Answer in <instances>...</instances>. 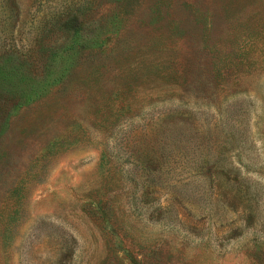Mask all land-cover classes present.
<instances>
[{"label":"rangeland","instance_id":"rangeland-1","mask_svg":"<svg viewBox=\"0 0 264 264\" xmlns=\"http://www.w3.org/2000/svg\"><path fill=\"white\" fill-rule=\"evenodd\" d=\"M0 264H264V0H0Z\"/></svg>","mask_w":264,"mask_h":264},{"label":"trees","instance_id":"trees-1","mask_svg":"<svg viewBox=\"0 0 264 264\" xmlns=\"http://www.w3.org/2000/svg\"><path fill=\"white\" fill-rule=\"evenodd\" d=\"M70 34V39H69V41H68V45L66 44V46L65 47H63L62 48V50H60V52L59 53H57L56 51H49L48 52V55H49V53H50V56H49V58L51 57V60H53V62H55V59L57 58V57H60L61 56V54L60 53H63V52H65L66 51V47H67V49L69 50V49H71V32L69 33ZM69 34H67V36H69ZM68 38V37H67ZM47 51V50H46ZM45 51V52H46ZM59 54V55H58ZM49 63L51 64V62L49 61ZM54 66H55V63L53 64ZM50 66L49 68H53L54 66ZM51 68V69H52Z\"/></svg>","mask_w":264,"mask_h":264}]
</instances>
